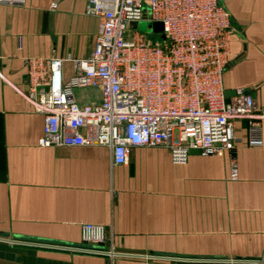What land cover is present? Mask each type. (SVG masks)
Segmentation results:
<instances>
[{"label": "crops", "instance_id": "obj_1", "mask_svg": "<svg viewBox=\"0 0 264 264\" xmlns=\"http://www.w3.org/2000/svg\"><path fill=\"white\" fill-rule=\"evenodd\" d=\"M221 1L233 24L226 94L248 90L262 111L264 0ZM100 29L87 0L0 4V264H264V118L260 144L247 143L248 120L240 119L234 150H192L186 163L166 146H132L129 162L115 164L104 145L39 144L44 116L25 95V59L86 58ZM74 71L65 62L64 78ZM76 98L100 101L101 92L81 88ZM83 223L103 225L106 246L144 256L77 248Z\"/></svg>", "mask_w": 264, "mask_h": 264}, {"label": "built area", "instance_id": "obj_2", "mask_svg": "<svg viewBox=\"0 0 264 264\" xmlns=\"http://www.w3.org/2000/svg\"><path fill=\"white\" fill-rule=\"evenodd\" d=\"M87 3L88 13L101 19L88 57L25 59L29 84L25 95L44 116L41 146L104 145L111 149L115 164L129 162L132 146H166L174 162L186 163L192 150L202 155L234 150L242 142L235 133L240 119L248 120L247 143H261L264 110H257L254 94L239 88L228 97L225 91L233 24L221 0ZM0 4L25 6L27 0ZM142 20L151 22L160 39L139 31ZM155 22L163 23L162 32L154 30ZM67 61L75 67L68 79L63 73ZM86 87L98 88L101 100L80 104L76 91ZM238 176L233 161L231 178ZM82 239L84 245L77 248L112 259L144 256L106 246L107 230L100 224L83 223Z\"/></svg>", "mask_w": 264, "mask_h": 264}, {"label": "rangeland", "instance_id": "obj_3", "mask_svg": "<svg viewBox=\"0 0 264 264\" xmlns=\"http://www.w3.org/2000/svg\"><path fill=\"white\" fill-rule=\"evenodd\" d=\"M139 31L143 33H148L150 37H154L156 39H160V34L153 33V29L151 27V22L148 20H142L139 24Z\"/></svg>", "mask_w": 264, "mask_h": 264}, {"label": "water", "instance_id": "obj_4", "mask_svg": "<svg viewBox=\"0 0 264 264\" xmlns=\"http://www.w3.org/2000/svg\"><path fill=\"white\" fill-rule=\"evenodd\" d=\"M134 26H136L137 24L136 23H133ZM153 28L156 32H162L163 29H164V26H163V23L162 22H155L153 24ZM161 38L165 39V34L162 33L161 35ZM123 251H127V252H134V251H131V250H125V249H122ZM134 253H139V252H134Z\"/></svg>", "mask_w": 264, "mask_h": 264}]
</instances>
